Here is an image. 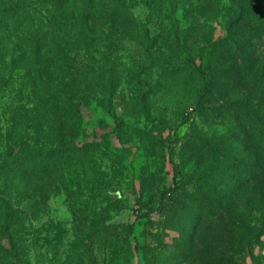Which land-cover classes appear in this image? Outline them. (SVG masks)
<instances>
[{"label":"rangeland","instance_id":"1","mask_svg":"<svg viewBox=\"0 0 264 264\" xmlns=\"http://www.w3.org/2000/svg\"><path fill=\"white\" fill-rule=\"evenodd\" d=\"M20 1L0 0V264H264V5L89 0L64 21L24 0L31 49Z\"/></svg>","mask_w":264,"mask_h":264},{"label":"trees","instance_id":"2","mask_svg":"<svg viewBox=\"0 0 264 264\" xmlns=\"http://www.w3.org/2000/svg\"><path fill=\"white\" fill-rule=\"evenodd\" d=\"M41 3L49 7L50 12L54 13V16L57 18H61L64 21H68V9L71 13H76L77 15H81L83 17L88 16L90 12V1L89 0H39ZM259 5H264V0H258ZM17 8V9H16ZM12 9V10H11ZM17 12L23 18V23L26 22V25L24 28L26 30L24 38L22 40L24 41V44L29 46L31 49H36L40 43H43L46 38L43 41H40V39L37 40V31H35L36 28L42 27L41 25L33 24V21L35 19H32L33 14H31L30 9L28 6H26V2L23 0L22 4L21 1L19 2V6H13V3L11 4L10 8V16L12 13ZM54 21V20H53ZM52 21V22H53ZM47 25V29H49ZM35 52V51H33ZM32 52V54H33ZM241 54V52H240ZM33 57V56H32ZM197 72L201 77V80L204 82V90L205 87H207L210 83L208 70L205 68L198 67ZM48 89V88H47ZM49 90V89H48ZM58 95L56 98L49 100V103L52 102H60L62 104V107L65 108V111L68 110V99L65 98V96L68 95V82L62 81V87L60 88V91L58 92ZM202 96L198 100V105L202 103ZM76 117L74 115L71 116L72 121H77L75 119ZM68 120V118H67ZM56 155L51 154L48 155V162L44 163V171L51 170L56 165H60L59 161H66L68 159H78L82 158V154L76 151H72L71 149H67L65 151H61L58 153L57 162L56 160H52ZM55 165V166H54Z\"/></svg>","mask_w":264,"mask_h":264}]
</instances>
